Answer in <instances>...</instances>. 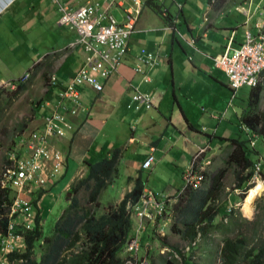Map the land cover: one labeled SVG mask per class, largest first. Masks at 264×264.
Listing matches in <instances>:
<instances>
[{"label": "crops", "instance_id": "0c3cea01", "mask_svg": "<svg viewBox=\"0 0 264 264\" xmlns=\"http://www.w3.org/2000/svg\"><path fill=\"white\" fill-rule=\"evenodd\" d=\"M57 1L69 10L90 4L97 14H109L119 23L126 20L130 11L136 21L128 41L129 51L116 72L103 82L100 93L83 85L78 88L76 104L61 101L59 94L86 58L82 46L71 47L77 34L58 25L60 13L52 0H16L9 6L0 15V86L17 85L23 74H33L30 86L21 96L32 93L36 100L25 111L27 132L15 138L16 149L8 154L6 164L10 158L23 156L21 139L41 130L45 117L53 113L64 115L71 129L66 130L63 138L49 139L51 146L62 154L64 168L40 194L42 226L54 207L61 206L62 212L67 207L70 188L88 176L91 164L115 158V171L105 181L96 212L102 214L108 206L119 204L133 189L135 179H140L143 189L134 204H141L143 198L165 204V216L156 223H146L142 232L148 242L139 258L148 259L150 264V254L158 248L152 238L161 230L163 236L167 231L168 236L171 233L168 223L164 226L166 215L171 219L172 208L184 193L185 175L195 156L203 150L198 158L200 165L210 161L212 167L219 168L230 151L228 140L240 139L233 126L247 138L251 132L241 122L247 105L240 114L234 105L237 92L244 87L234 92L213 59L238 49L247 34L254 38L264 30V0H154L165 11L163 15L145 5L146 0ZM141 49L152 54L154 61L150 65L139 62L137 55ZM15 56L19 58L18 65L5 62ZM38 64L41 68L35 73ZM51 78L55 85H51ZM136 92L147 95L148 108H129ZM73 109L76 113L71 115ZM251 134V146L256 147L258 140L264 143V137ZM149 155L154 161L143 169ZM248 156L256 159L252 154ZM256 164L261 169L259 160ZM252 178L249 186L257 182ZM86 196L81 193L78 198ZM80 203L87 207L85 202ZM129 204L132 203H128L127 209ZM132 220L130 235L137 225L133 216Z\"/></svg>", "mask_w": 264, "mask_h": 264}, {"label": "trees", "instance_id": "16d2710c", "mask_svg": "<svg viewBox=\"0 0 264 264\" xmlns=\"http://www.w3.org/2000/svg\"><path fill=\"white\" fill-rule=\"evenodd\" d=\"M145 5L160 15L165 12L154 0H146ZM164 19L171 25L168 15ZM40 68L39 64L35 66V73ZM260 76L263 82L250 89L241 122L257 137H264V71ZM33 77L32 74L28 81L16 85L17 96L27 90ZM228 141L230 151L224 167H208L207 171L202 172V186H187L171 207L170 232L188 246V254L172 248L180 257L181 264H205L208 255L212 264H264V227L259 225L260 228L253 229L251 237L247 238L243 232L245 226H249L247 220L239 216L238 222L232 221L234 210L227 213L222 208V204H225L223 179L226 174L231 173L234 189L242 191L241 195H244L250 188L248 183L253 176L256 160L260 161V173L264 176V157L257 159L259 152L255 146H251L250 137ZM262 145L264 149V143ZM248 153L256 159L248 156ZM114 159L91 164L88 176L73 184L66 197L68 205L55 221L50 235L43 234L42 218L37 217L33 229L23 234L25 250L11 254L9 264H123L122 250L133 224L127 205L138 200L143 184L140 179H135L133 189L119 204L108 206L104 213L98 214L99 194L105 187V181L115 171ZM81 193L87 196L78 198ZM80 201L85 202L87 207H82ZM5 202H8V194L0 189V232L5 231L7 223L5 208L1 207ZM225 218H230V224H224ZM216 237H220V243L213 248L212 241ZM36 245L42 248L39 257L35 256ZM174 252L169 254V259H160V263L177 264ZM196 254L198 262L195 261Z\"/></svg>", "mask_w": 264, "mask_h": 264}, {"label": "built area", "instance_id": "2783aa9c", "mask_svg": "<svg viewBox=\"0 0 264 264\" xmlns=\"http://www.w3.org/2000/svg\"><path fill=\"white\" fill-rule=\"evenodd\" d=\"M15 1L0 0V15ZM52 1L60 13L58 25L67 27L77 34L71 47L80 45L86 53L83 67L59 94L61 101L69 100L72 104H76L79 87L88 85L96 93H100L103 90V82L120 67L129 51L128 41L134 31L136 17L128 11L126 20L119 23L109 14H97L96 8L90 4L77 10H69L57 0ZM137 3L134 2L135 5ZM137 57L143 64L150 65L154 61L152 54L145 49L139 50ZM213 60L215 67L226 75L228 84L234 92L242 87L258 86L263 81L260 75L264 71V30L254 38L247 34L245 42L238 49L227 51ZM136 71L139 72L140 68L137 67ZM29 77L30 74L25 73L17 83H25ZM50 80L51 85H55V79ZM4 88L13 89L16 88V84L0 86V90ZM131 99L129 108L137 109L139 105L149 107L147 95L136 92ZM75 113L74 109L70 110L71 115ZM70 129L71 126L67 124L61 113H53L45 117L41 130L30 132L21 139L23 156L14 160L10 158L0 174V189L8 194V202L1 205L5 208L7 223L5 231L0 232V264H9L11 254L25 250L23 234L33 229L37 217L42 218L39 212L41 195L53 184L55 178L61 175L64 168L62 154L51 146L49 139L63 138L66 130ZM246 132L248 133L247 129ZM247 136L252 138L251 145H253L254 135L248 133ZM201 153L195 156L186 172L185 187L196 188L204 180L202 172L210 165V161L200 165L198 158ZM153 161L154 157L149 155L143 162L142 168L148 169ZM254 172L252 180L261 179L264 182L259 164L255 165ZM140 201L141 204L128 206L137 225L125 243L123 264H149L148 259L139 258L137 254L139 235L146 229V223L153 224L161 216H165L164 203L151 198L145 200L143 198Z\"/></svg>", "mask_w": 264, "mask_h": 264}, {"label": "rangeland", "instance_id": "374dc122", "mask_svg": "<svg viewBox=\"0 0 264 264\" xmlns=\"http://www.w3.org/2000/svg\"><path fill=\"white\" fill-rule=\"evenodd\" d=\"M18 60L19 58L15 56L14 58L6 59L5 62L8 63L9 65H14V64L18 65ZM15 89L16 88L13 89L4 88L0 90V174H2L4 168L6 167L8 154L14 152L16 149L15 138L27 132V126H25V119L28 117V115L25 114V111L27 113L29 107L33 106L34 100H36V98L33 97L32 93H30L29 95L24 94L22 96L21 95L17 96L15 94ZM249 91H250L249 87H244L236 94V100L234 101V105L239 111V114L247 105ZM233 127L236 129L235 136L239 135L238 138L240 139L247 138L245 133L239 130L237 126H233ZM235 136H231V137H235ZM254 145H256V149L260 153V156L264 157V149L262 142L260 140L255 141ZM224 148L225 146L220 148L218 154H220ZM208 167H211L212 169L216 168L214 166L212 167L211 164L208 165ZM222 167H224V164L221 165V168ZM223 183L226 187L225 189L226 195L224 198L225 204H222V208L223 210L226 209L227 213H229L230 210H234V213L231 215L232 221L236 220L238 222L239 216L247 220L249 226H245L243 232L247 235V238H250L253 229L255 228L259 229L260 228L259 225L264 227V184L261 182V180H257L256 183L250 185V188L244 193V195H241L242 191L234 189L233 176L231 175V173L226 174V177L223 179ZM202 184L200 186H202ZM260 186L261 188L258 191L257 195L254 196L250 201H248V197L251 190ZM60 207L61 206H58L57 209L56 207H54L53 210L49 212L47 216H45L42 226V232L44 231L45 233V234L43 233L44 235L46 234L48 235L51 233L53 225L57 220L58 213L59 214L62 213ZM169 212L170 210H168V213ZM166 217L167 219L164 222V226L166 225V223H168V226L170 227L172 218L170 219L168 214L166 215ZM223 222L226 225L230 224V218H225ZM215 223L217 222L215 221ZM167 233H165V235L163 236L161 230L160 232L158 231L159 235L157 236L155 235L154 238H152V241L158 244V248L150 254L151 255V258H149V260H151L150 264H161L160 259L162 260L169 259L170 258L169 254L174 252L172 248H175L177 251L181 252L182 254H188L187 244L176 235L169 233L168 236ZM145 237L146 235L144 236V234L142 233V235L139 238V242H138L139 257L141 255V250L144 247L143 246L144 243L147 244L148 242ZM231 237H234V235H231ZM42 243L43 241H41V245ZM219 243H220V237L214 238L212 241V247L214 248V246L218 245ZM34 252H35V256L39 257V254L42 252V248H40L39 245H36ZM175 258L177 260V264H180L181 263L180 257H178L176 254ZM195 261L198 262V254H196ZM210 262L212 264L211 256L208 255L205 264H209Z\"/></svg>", "mask_w": 264, "mask_h": 264}, {"label": "bare ground", "instance_id": "6f19581e", "mask_svg": "<svg viewBox=\"0 0 264 264\" xmlns=\"http://www.w3.org/2000/svg\"><path fill=\"white\" fill-rule=\"evenodd\" d=\"M260 188H261V186L260 187H256L253 190H251V192L249 194V197H248V201H250L254 196L257 195V193L260 190Z\"/></svg>", "mask_w": 264, "mask_h": 264}, {"label": "clouds", "instance_id": "9594fccd", "mask_svg": "<svg viewBox=\"0 0 264 264\" xmlns=\"http://www.w3.org/2000/svg\"><path fill=\"white\" fill-rule=\"evenodd\" d=\"M208 166L206 167V170H207ZM202 184V183H201Z\"/></svg>", "mask_w": 264, "mask_h": 264}]
</instances>
